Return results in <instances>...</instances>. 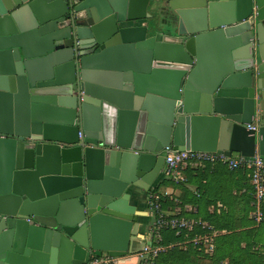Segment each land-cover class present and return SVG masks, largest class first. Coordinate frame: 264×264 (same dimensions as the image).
<instances>
[{
  "label": "water",
  "instance_id": "obj_1",
  "mask_svg": "<svg viewBox=\"0 0 264 264\" xmlns=\"http://www.w3.org/2000/svg\"><path fill=\"white\" fill-rule=\"evenodd\" d=\"M176 1L0 0V264L139 253L167 149L264 160V0Z\"/></svg>",
  "mask_w": 264,
  "mask_h": 264
},
{
  "label": "built area",
  "instance_id": "obj_2",
  "mask_svg": "<svg viewBox=\"0 0 264 264\" xmlns=\"http://www.w3.org/2000/svg\"><path fill=\"white\" fill-rule=\"evenodd\" d=\"M248 129L255 130L256 127L248 125ZM81 136V134H80ZM223 165L230 171L244 170L248 172V178L254 190V210L251 217L256 226L263 222L264 205V160L259 156L252 158L241 157L233 159L223 154L196 152V151H173L167 149L165 156L164 176L171 179L176 184L186 182L185 172L187 170L198 171L205 167H214ZM167 201L174 203L173 207L165 208ZM178 199L173 194L166 191L164 193H149L147 199L146 215L153 219L143 236L144 246L142 250L131 255L136 259V264H155L157 258L166 253L171 247L162 245V233L165 230H173L176 233L203 231V235H196L191 241L180 243L179 246H186L189 243L193 245H202L205 252L214 255L216 251L215 241L221 235L220 232H213L212 226L199 218H188L184 213L194 212L195 210L182 208ZM212 232V233H205ZM122 258L99 257L91 258L88 264H120ZM224 264H228L225 262Z\"/></svg>",
  "mask_w": 264,
  "mask_h": 264
},
{
  "label": "trees",
  "instance_id": "obj_3",
  "mask_svg": "<svg viewBox=\"0 0 264 264\" xmlns=\"http://www.w3.org/2000/svg\"><path fill=\"white\" fill-rule=\"evenodd\" d=\"M248 174L249 173H247V175ZM169 186L170 184L167 183V180L163 181L155 189H152L150 193H164ZM247 192V197L242 200L246 213L239 220L244 219V224H247V222L248 224H253L255 222L251 217V213L254 210L252 206L254 203V190L252 185L247 188ZM179 200L181 202L179 205L182 208H185V206L188 205L185 200L181 198ZM197 204H199V202ZM173 206L174 203L171 201H167L164 204L166 209ZM214 207L215 209L213 211H207L205 214H200L197 217L184 213L188 218H202L201 220L208 222L212 226L213 232L222 233L216 238V251L214 255L207 254L202 245L196 246L189 243L186 246H179L180 243L191 241L196 235H203V231L197 230L195 232H181L178 234L173 230H165L162 233V245L172 247L168 249L166 253L161 254L157 258L155 264H224L225 262H228V264H264V245L250 242L246 237L247 234H252V232L256 234L258 231L257 228L264 224V219L257 228L253 227L240 230L231 223L232 220H230V214L222 212V209H219L218 206L214 205ZM262 210L264 216V205ZM233 245H237L238 249L240 248V254L236 259H233L232 257H224L223 252L227 249H231Z\"/></svg>",
  "mask_w": 264,
  "mask_h": 264
},
{
  "label": "crops",
  "instance_id": "obj_4",
  "mask_svg": "<svg viewBox=\"0 0 264 264\" xmlns=\"http://www.w3.org/2000/svg\"><path fill=\"white\" fill-rule=\"evenodd\" d=\"M182 6L179 1L166 0L162 11L158 12L154 7H150L148 12L155 18L161 19L164 17L163 19H165V17L173 15L175 9L180 10ZM247 173L244 170L230 171L223 165H216L214 167H205L198 171L187 170L185 172L186 182L183 184L173 183L171 179L161 175L150 187L149 191L141 193L139 196L136 194L135 198H133L134 204L137 205V211L142 215L141 221L143 225H150L153 219L146 215L148 195L152 189L167 180L170 186L166 191L172 193L179 203H181L180 198L185 200L188 203L185 206V210L192 208L195 210L187 213L188 215L197 217L207 211L211 212L215 209V205L219 209L221 208L222 212L234 216L235 213L242 210V200L247 197V188L251 186ZM198 202L199 204H197ZM139 247L140 244L138 243L136 249H139ZM136 262V259L130 256L120 260V264H136Z\"/></svg>",
  "mask_w": 264,
  "mask_h": 264
},
{
  "label": "rangeland",
  "instance_id": "obj_5",
  "mask_svg": "<svg viewBox=\"0 0 264 264\" xmlns=\"http://www.w3.org/2000/svg\"><path fill=\"white\" fill-rule=\"evenodd\" d=\"M246 213V210H245V206L244 204L242 205V210L240 212H237L234 214V216H230V220L231 223L233 225H235L236 227H238L240 230L242 229H250V228H253V227H256V224L253 223V224H244L245 222L243 220H239L242 218V216ZM239 220V221H238ZM258 231L256 234H254V232L249 233L246 235L247 237V240L250 241V242H256V243H259L261 245H264V224L263 225H260L259 228H257ZM248 231V230H247ZM245 243V242H244ZM241 247V246H240ZM240 249V248H239ZM237 248V245H233L231 247V249H227L223 252V255L224 257H232L233 259H236V257L240 254V250Z\"/></svg>",
  "mask_w": 264,
  "mask_h": 264
}]
</instances>
